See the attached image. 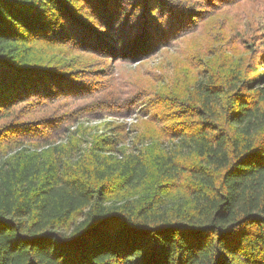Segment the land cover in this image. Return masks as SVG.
<instances>
[{"label":"trees","instance_id":"trees-1","mask_svg":"<svg viewBox=\"0 0 264 264\" xmlns=\"http://www.w3.org/2000/svg\"><path fill=\"white\" fill-rule=\"evenodd\" d=\"M0 144V264H264V0H0Z\"/></svg>","mask_w":264,"mask_h":264},{"label":"rangeland","instance_id":"rangeland-1","mask_svg":"<svg viewBox=\"0 0 264 264\" xmlns=\"http://www.w3.org/2000/svg\"><path fill=\"white\" fill-rule=\"evenodd\" d=\"M249 2H254L256 0H247ZM261 1V0H258ZM194 40L199 39L200 36L197 34L191 35V37ZM186 40H181L180 43L168 47L167 50L163 52H159L152 56L151 58L147 59L146 61L140 63H127L123 65H116V72H120V74L123 75V77L129 78V80H134L137 82H145L146 84H150L149 82H152L153 84H156L159 80V77H161L160 84H163V79L165 81H169L170 78H176V72H177V67H176V61L178 60V57L180 55L179 49L180 48H192L193 46H189L186 43ZM152 85V84H150ZM136 115H132V117H127V118H122L119 120V122L126 123V136L122 139V141L118 144L119 147H125L127 148V152H137V146L134 143L135 142V135L136 131H133L131 125L132 123L136 122L137 119L135 117ZM139 117V115H138ZM115 117H111L102 121H98L94 118H90L89 120L87 119H82L80 120L79 124L75 125L74 127L71 128L69 133H66V135L61 137V141H65L69 138V136L72 134V132H76L77 138H81V146L82 148H88L90 145V141L93 140V136L96 133H102V134H112L114 135L117 130H114V127L116 126V123L114 120H112ZM108 121H113L112 124L108 125ZM178 142V141H176ZM175 142V143H176ZM173 147L172 143L167 144V148ZM0 148H4V144H0ZM16 151H11L7 156H2L0 158V162L3 160H7L9 155L14 154ZM61 152V151H59ZM118 153L117 151H115ZM80 152L76 153L75 155H78ZM60 155V154H59Z\"/></svg>","mask_w":264,"mask_h":264}]
</instances>
